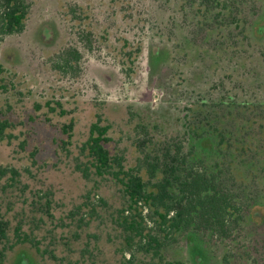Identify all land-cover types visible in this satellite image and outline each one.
Instances as JSON below:
<instances>
[{
	"label": "trees",
	"instance_id": "16d2710c",
	"mask_svg": "<svg viewBox=\"0 0 264 264\" xmlns=\"http://www.w3.org/2000/svg\"><path fill=\"white\" fill-rule=\"evenodd\" d=\"M162 1L173 15L170 22L154 20L169 36L151 44L152 60L160 66L183 56L189 71L193 56L208 54L212 64L201 63L192 74L194 82L207 76L208 85L196 91L188 82L176 130L145 133L132 145L128 166L123 153L105 146L108 126L91 123L74 164L92 184L67 211L74 228L62 244L70 249V239L78 242L80 231L99 220L111 241L106 248L120 256L113 264H264V0ZM27 6L0 0V36L22 29ZM9 126L0 119V140ZM100 182L116 187L115 203L99 195ZM25 188L17 168L0 165V264L23 245L40 258L67 261L57 243L42 245L55 232L46 226L53 217L50 193H33L19 210Z\"/></svg>",
	"mask_w": 264,
	"mask_h": 264
},
{
	"label": "rangeland",
	"instance_id": "374dc122",
	"mask_svg": "<svg viewBox=\"0 0 264 264\" xmlns=\"http://www.w3.org/2000/svg\"><path fill=\"white\" fill-rule=\"evenodd\" d=\"M25 1L31 8L27 21L28 24L32 23L29 35L26 36L29 31L26 24L25 33L22 35L0 36V48L2 47L0 52H4L10 44L12 45L22 36L18 39L20 43L16 46L12 45L9 49L12 52H9V56L13 64L5 63L2 57L0 60L4 67L1 79L3 85L7 86L5 89H0V119L7 120L10 125L4 130V139L0 140V165L13 166L22 174L23 184L26 185L22 199L26 203L23 201L17 203L19 210L26 208L33 193L39 195L50 193L53 217L46 220V226L50 230L55 229L56 233L52 232L51 238H46L42 245L49 242L57 243L56 253L65 255L68 262L63 260L58 263L48 257L40 258L28 246L23 245L9 253L5 264H88V257L91 256L101 261L97 264H113L120 256L115 254V250L106 248L105 244L109 239L99 220L93 221V225L88 229L80 231L81 239L78 242L70 239V249L62 244L61 236L71 237L70 231L74 228L73 221L67 219L65 215L67 211L84 201L83 196L92 184L84 181L81 173L75 170L74 162L79 156V147L88 137L91 123L99 121L100 125L108 126L107 136L110 140L105 146L111 153H123L127 158V166L131 165L136 155L132 145L138 139L144 138L145 133L154 130L155 134H172L176 130L174 118L180 115V104L183 95L187 94L184 92L191 90L188 82L194 85L196 91L203 90L208 85L204 83L208 82L207 76L206 78L197 76L198 81L194 82L191 79L193 71L201 63L211 65L212 57L208 54L193 56L192 64H187L190 66L188 69L191 74L187 70L183 56L175 58L174 64L172 61L164 63L162 70L158 71L165 87L162 91L163 95L160 97V92L155 90L150 97L153 104L145 107L139 102V96H144L145 90L141 91L138 86L143 79V57L139 54L136 57L134 54L127 66L122 60L125 59L127 50L122 53L121 45L125 39L129 42L134 41L137 46L143 45L142 42L145 40L139 33L143 26L140 24L145 20L149 23L150 30L146 38L152 45L157 43L161 35L162 38H165L166 34L169 36L167 30L162 32L158 26L156 30L154 24L157 18H160V21H171L170 15L173 14L169 15L165 12L166 9L162 8V0H89L97 6L96 8L111 1V5L121 6L122 10H128L129 13L134 11L135 20L131 28L119 20L118 14L114 16L113 21H109L106 12L110 5L103 10L104 17L100 15V10L93 11L96 17L100 16L108 23L115 24L112 28H106L101 24L102 27L97 29L98 35L103 36L99 41L93 38L92 47L88 51L81 48L80 43H75V31L83 26L70 23L69 17L64 19L59 15L60 26L55 18L47 14L36 19L38 16L35 9L36 0ZM62 1L68 2V7L73 6L75 2V0ZM173 2L174 0L170 4ZM61 4L55 7H61L63 5ZM87 11L94 18L93 13L91 14L92 10ZM178 22L180 25L182 20ZM181 35L189 36L187 31ZM183 39L180 38V41ZM68 46L84 51H81L82 56L77 62H73L67 72L64 69H57L55 65L58 61L61 63L57 51L61 47ZM47 48L52 49L47 53L49 50ZM55 48L58 49L54 50ZM202 57L203 62L200 61ZM19 59L26 63L21 72L13 66L19 63ZM108 75L111 77L109 84L105 80ZM207 75L210 78L212 72L209 71ZM31 76L34 77L35 83L29 80ZM183 80H185L184 86L181 85ZM219 83V71H217L211 84L216 86ZM170 93L174 95L171 96ZM168 97H172L173 102H169ZM154 125L159 129L155 130ZM98 186L99 195L108 203L113 204L117 201L113 199L115 186L104 182H100ZM94 201L99 202L98 199ZM99 211L102 215L101 207ZM259 215L254 218L258 219ZM64 242L67 240L64 239ZM87 247L92 253L81 255L80 251ZM124 255L125 258L129 257L126 252ZM195 262H198V258Z\"/></svg>",
	"mask_w": 264,
	"mask_h": 264
},
{
	"label": "flooded vegetation",
	"instance_id": "af4514ba",
	"mask_svg": "<svg viewBox=\"0 0 264 264\" xmlns=\"http://www.w3.org/2000/svg\"><path fill=\"white\" fill-rule=\"evenodd\" d=\"M90 1H92V0H90ZM57 2H59V3H57ZM26 3L28 6H27V13H26V17H25V20L23 23V27L20 31L13 33L12 35L18 36V35H22L23 33H25L24 31L26 30V24H27V28H29V31L27 32L26 36H28L30 33V27H31L32 23L28 24L27 21L29 19L28 15L30 14L31 8H30V4L28 2H26ZM35 4H36L35 9H36V12L38 14L36 19H39L44 14H47L48 16H52L53 18H55L59 24L58 26H60V22H59L60 19L58 17V15H59V16H63L64 19H66L65 17H69V19H71L70 23H73V24L76 23L79 26H83L82 28H80V29L78 28L75 31V38H76L75 43L76 44L80 43V47L83 48L85 51H88L91 49L93 38L96 41H99L100 37L103 36V35H101V36L98 35L99 32H98L97 28L102 27L101 24H103L106 28H108V27L112 28L115 24V23H108L107 20L105 21V20L101 19L100 16L96 17V13L93 11H95V10L99 11L100 10V13H101L100 15L104 17L103 10L108 5H110L108 8V11L106 12V14L108 15L109 21H113L114 16L116 14H118L119 20H121L122 23L128 24V26L131 28V26L133 25V20H135L134 14H133L134 11L133 12L130 11V13H129L128 10H122L121 6L111 5V1L107 5L104 4L103 6H101L99 8H96L97 6L95 4L89 2V0H75V2H73V6H69V7H68V2L66 3L62 0H36ZM57 4H59V5L61 4L62 6L61 7L60 6L55 7ZM89 9L92 10L91 14L93 13L92 15L94 16V18L91 17V15L87 13L88 12L87 10H89ZM59 11H62V13ZM34 16H36V14ZM33 22H34V20H33ZM141 25H143V26L141 27L142 30L140 31L139 34L145 40L144 42H142L143 45L140 47L139 45L138 46L135 45L134 41L129 42L128 39H125L123 41V44L121 45V50H122V53L125 52L124 50H127V54H126L125 59H122V60H124V62L126 63L127 66L131 62V59L133 58L134 54H136V57L138 54H139V56L143 57V60H144L143 79L139 82L138 86H139V88H141V91L145 90V95L139 96V99H140L139 102L142 103L143 105H145V107H146V106H151V104H153L152 101L150 100L151 99L150 97L155 90H158V92H160V97H162V95H163L162 91L164 90L165 87L163 86L164 84L161 82V78H160L158 71L161 69V67L164 64H161L160 66H158L157 63H155L152 60V57H151V41H148L146 38V37H148V32L150 31L149 30V23H147L145 20V21H143L142 24H140V26ZM7 35H11V34H7ZM21 38H22V36H20L18 39H21ZM18 39L12 45L15 44V46H16L18 43H20V41H18ZM12 45L10 44V46L7 47V49H5L4 52H0V60L2 57V59H4L3 61L7 64H10V63L13 64V60L9 56V54L12 53L9 50V49H11L10 47ZM52 47H54V45ZM58 48H55L54 50H57ZM62 48L63 47H61V49L59 51H57V53H56L57 56L60 58L61 63H59V61H58V64L55 66L57 67V69H61V70L64 69V71L67 70V72H68L69 68L72 67L73 62L74 61L77 62V60L80 58V56H82L81 51H84V50L80 51L79 49H77L74 46L65 47V48H63V50H62ZM1 49H2V47L0 48V50ZM47 49H49L47 51V53H48L51 51L50 49H52V48H47ZM5 59H7V60H5ZM1 62L2 61H0V63ZM18 62L19 63L17 65L15 63L13 66L17 67L19 69V72H21L23 66L26 65V63L22 62L21 59H19ZM1 66L3 69L4 67H3L2 63H1ZM173 70L175 71V68H173ZM3 73H4V69L0 73V89L1 88L2 89L7 88L6 85H3V81L1 79L2 78L1 76L3 75ZM189 73L191 74L190 70H189ZM172 76H174L173 72H172ZM191 79H193V78L191 77ZM29 80L33 81V83H35L34 82L35 79L33 76H31ZM105 80H106V83L109 84L111 82L110 75L106 76ZM138 91L139 90L137 89V92ZM170 94H171V96L174 95L173 93H170ZM170 94L168 96H170ZM167 100L169 102H173L172 97H168Z\"/></svg>",
	"mask_w": 264,
	"mask_h": 264
}]
</instances>
